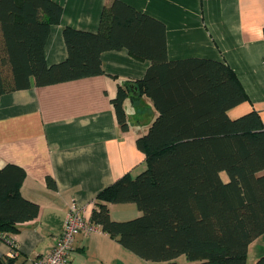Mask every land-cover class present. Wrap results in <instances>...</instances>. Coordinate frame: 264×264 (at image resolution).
Segmentation results:
<instances>
[{"label": "trees", "instance_id": "16d2710c", "mask_svg": "<svg viewBox=\"0 0 264 264\" xmlns=\"http://www.w3.org/2000/svg\"><path fill=\"white\" fill-rule=\"evenodd\" d=\"M61 15L51 0H0V97L31 80L42 87L102 75L101 54L126 49L151 66L111 100L118 124L127 130L130 85L159 110L136 140L145 170L99 193L91 222L146 264H247L249 245L264 236V127L255 111L228 116L246 99L234 72L210 60L167 62L163 25L119 1L103 9L97 33L65 28L68 57L48 66L44 47ZM24 177L18 166L0 168V236L12 244L9 235L39 213L20 194ZM108 203L134 204L140 215L113 221Z\"/></svg>", "mask_w": 264, "mask_h": 264}, {"label": "crops", "instance_id": "0c3cea01", "mask_svg": "<svg viewBox=\"0 0 264 264\" xmlns=\"http://www.w3.org/2000/svg\"><path fill=\"white\" fill-rule=\"evenodd\" d=\"M51 1L62 8V15L44 47L48 66L68 57L65 28L97 33L103 9L119 1L163 25L167 62L181 66L198 59L228 66L246 96L227 111L228 116L236 119L255 111L264 127V0ZM101 61L102 75L42 87L31 80L30 88L0 97V168L7 164L22 168L20 194L39 206L34 220L9 235L15 248L0 236V258L11 264H32L49 254L72 205L90 219L101 202L99 193L124 175L134 178L146 168L136 140L147 133L159 110L145 95L136 97L130 85L135 98L124 102V131L111 100L124 82L141 81L151 61H138L126 49L103 52ZM107 207L116 222L140 215L134 204L108 203ZM263 245L264 236L251 243L247 260L251 248L264 253ZM68 264L146 263L99 227L76 237Z\"/></svg>", "mask_w": 264, "mask_h": 264}, {"label": "built area", "instance_id": "2783aa9c", "mask_svg": "<svg viewBox=\"0 0 264 264\" xmlns=\"http://www.w3.org/2000/svg\"><path fill=\"white\" fill-rule=\"evenodd\" d=\"M98 228L96 224L84 216L80 208L72 205L68 209L63 232L55 242L51 252L37 258L32 264H68L76 237L80 234L97 232ZM11 245L15 246L14 244Z\"/></svg>", "mask_w": 264, "mask_h": 264}, {"label": "rangeland", "instance_id": "374dc122", "mask_svg": "<svg viewBox=\"0 0 264 264\" xmlns=\"http://www.w3.org/2000/svg\"><path fill=\"white\" fill-rule=\"evenodd\" d=\"M225 176V175H224ZM136 218V217H135ZM132 219H134V218H132ZM264 246V245H263ZM264 250V247L262 248V251ZM257 255V256H256ZM259 255V256H258ZM255 257H258V259L260 258V257H264V253H262L261 254V252L258 254L257 252H256V250H254V248H251V250H250V252H249V257H248V260H247V264H255V262L257 261V260H254V258ZM177 262H179V263H181V264H183V263H185V264H193V263H187V261L183 258V257H180V258H178L177 259Z\"/></svg>", "mask_w": 264, "mask_h": 264}]
</instances>
